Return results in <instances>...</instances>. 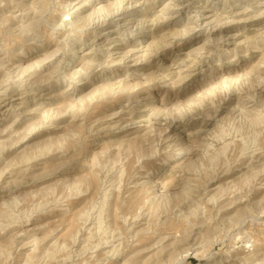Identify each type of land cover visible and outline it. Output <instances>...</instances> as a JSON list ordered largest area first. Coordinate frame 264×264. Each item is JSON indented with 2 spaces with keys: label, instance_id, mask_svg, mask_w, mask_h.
Masks as SVG:
<instances>
[{
  "label": "rangeland",
  "instance_id": "obj_1",
  "mask_svg": "<svg viewBox=\"0 0 264 264\" xmlns=\"http://www.w3.org/2000/svg\"><path fill=\"white\" fill-rule=\"evenodd\" d=\"M0 264H264V0H0Z\"/></svg>",
  "mask_w": 264,
  "mask_h": 264
},
{
  "label": "bare ground",
  "instance_id": "obj_2",
  "mask_svg": "<svg viewBox=\"0 0 264 264\" xmlns=\"http://www.w3.org/2000/svg\"><path fill=\"white\" fill-rule=\"evenodd\" d=\"M10 103V102H9Z\"/></svg>",
  "mask_w": 264,
  "mask_h": 264
}]
</instances>
